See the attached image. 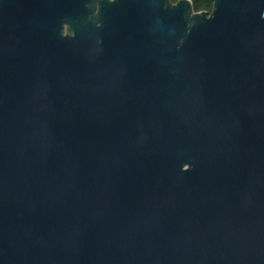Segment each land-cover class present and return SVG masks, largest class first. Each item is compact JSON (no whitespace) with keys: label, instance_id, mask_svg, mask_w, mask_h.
<instances>
[{"label":"water","instance_id":"1","mask_svg":"<svg viewBox=\"0 0 264 264\" xmlns=\"http://www.w3.org/2000/svg\"><path fill=\"white\" fill-rule=\"evenodd\" d=\"M0 0V264H264V0Z\"/></svg>","mask_w":264,"mask_h":264},{"label":"trees","instance_id":"2","mask_svg":"<svg viewBox=\"0 0 264 264\" xmlns=\"http://www.w3.org/2000/svg\"><path fill=\"white\" fill-rule=\"evenodd\" d=\"M172 2H177L178 0H171ZM193 9L195 11H203L206 10L210 12L213 7V1L212 0H191Z\"/></svg>","mask_w":264,"mask_h":264}]
</instances>
